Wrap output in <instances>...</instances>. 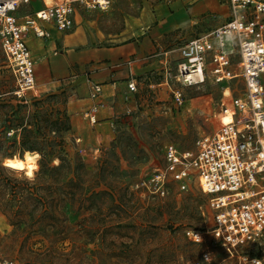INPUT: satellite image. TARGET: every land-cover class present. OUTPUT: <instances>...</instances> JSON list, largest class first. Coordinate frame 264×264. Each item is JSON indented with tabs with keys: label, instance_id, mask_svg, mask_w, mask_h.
Wrapping results in <instances>:
<instances>
[{
	"label": "rangeland",
	"instance_id": "obj_1",
	"mask_svg": "<svg viewBox=\"0 0 264 264\" xmlns=\"http://www.w3.org/2000/svg\"><path fill=\"white\" fill-rule=\"evenodd\" d=\"M180 2L113 0L107 10L78 8L73 30L86 46H111L137 37L149 14L168 11L167 5L171 11L177 10ZM204 30L206 27L184 29L178 42ZM136 80L137 103L129 111L127 102L118 104L108 129L110 135L106 136L112 137L109 140L97 142L91 136L87 143L78 142L69 130L50 132L63 138V154L69 159L80 158L90 172L96 171L102 161H110L112 173L107 180L110 184L99 188L106 191L93 204L81 212L68 207L64 236L14 230L4 211L33 207L32 202L20 201L16 195H28L33 190L29 182L36 179L42 156L39 153L38 169L32 178L5 167L3 161L21 153L22 124L46 131L55 120L64 121L62 114L67 111L72 92L65 85L64 94L60 89L40 88L37 95L23 99L12 93L0 96V257L15 258L23 264H202V255L209 250L214 261L239 264L240 257H230L210 232L200 243L186 236L187 228L210 230L214 223L209 205L212 195L203 192L195 178L188 190H181L178 182L168 177L169 191L164 196L135 186L144 180L148 183L153 173L165 168L168 144L180 150L194 149L200 137L218 130L221 121L214 113L221 109L222 86L211 76L192 84L173 78L166 83L164 73H149ZM4 85L14 89L13 73H8ZM232 86L234 96L243 93L240 79H234ZM176 89L181 92L182 104L176 100ZM94 126L89 130L103 131L99 125ZM12 129L14 133L9 134ZM35 135L26 133V138L33 141ZM82 146H86V153L80 152ZM96 147L100 149L95 157L90 150ZM52 163L57 164L58 159ZM239 255L261 258L264 264V241L244 247Z\"/></svg>",
	"mask_w": 264,
	"mask_h": 264
},
{
	"label": "built area",
	"instance_id": "obj_2",
	"mask_svg": "<svg viewBox=\"0 0 264 264\" xmlns=\"http://www.w3.org/2000/svg\"><path fill=\"white\" fill-rule=\"evenodd\" d=\"M31 1L0 0V40L16 79L13 95L18 99L37 95L28 32L50 36L45 22L58 31L71 32L78 8L107 10L113 0H43L44 6L33 14L18 16L20 7ZM177 55L170 64L167 62L163 81L169 83L173 78L192 84L211 76L223 88L221 109L214 117L220 121L223 114L232 111L233 118L221 123L213 134L200 137L194 149L180 150L168 144L165 168L153 173L148 183L144 180L135 186L164 196L169 191L168 177L177 181L181 190H188L195 178L202 191L212 195L209 205L214 211V223L210 230L187 228L186 236L200 243L210 232L230 257H240L239 264H263L261 258L239 253L250 244L264 241V0H229L228 20L181 44ZM234 79L244 84L241 95H233ZM127 86L123 97L126 102L138 92V82L130 80ZM173 92L182 104L180 90ZM102 93V84L92 83L89 97L96 101L84 111L91 125L98 122V113L107 104L100 99ZM13 133L14 129L9 132ZM99 149L90 151L96 157ZM79 150L87 152L85 147ZM210 254L209 250L203 253L202 264H221ZM0 264L23 263L0 257Z\"/></svg>",
	"mask_w": 264,
	"mask_h": 264
},
{
	"label": "crops",
	"instance_id": "obj_3",
	"mask_svg": "<svg viewBox=\"0 0 264 264\" xmlns=\"http://www.w3.org/2000/svg\"><path fill=\"white\" fill-rule=\"evenodd\" d=\"M180 4L174 11L167 5L168 11L149 14L137 37L111 46H86L84 39L74 30L64 33L49 22L43 23L50 30L48 37L36 36L33 30L28 32L27 42L35 59L36 94L40 88L63 90L65 85L72 92L67 103L71 118L69 134L86 143L91 136L97 142L112 138L106 136L110 135L108 129L113 117L124 102L128 82L149 73H165L167 62L170 64L178 58L175 52L184 43L178 42L184 29L206 27L198 36L222 25L229 18V0H181ZM43 6V0H32L23 4L17 15L22 18ZM8 73L13 71L7 64L0 40V96L13 94L16 88L15 85L14 89H8L4 85ZM92 83L102 84L100 99L107 103L94 124L99 125L102 132L97 128L90 131L89 127L94 125L84 117V111L96 101L89 97ZM138 92L131 95V100L125 104L128 111L137 103Z\"/></svg>",
	"mask_w": 264,
	"mask_h": 264
},
{
	"label": "trees",
	"instance_id": "obj_4",
	"mask_svg": "<svg viewBox=\"0 0 264 264\" xmlns=\"http://www.w3.org/2000/svg\"><path fill=\"white\" fill-rule=\"evenodd\" d=\"M62 93L64 94V91ZM62 115L64 121L55 120V127L51 123L46 131L21 125L23 135L20 140L19 156L23 155V151L37 150L42 160L36 179L29 182L32 188L34 187L33 190L28 195H16L20 201L32 202L33 207L3 210L14 230H34L46 237L51 234L64 236L68 228L66 223L68 207H74L77 212L83 211L106 191L99 188L104 184H110L107 181L112 175L110 166L108 168L110 161H102L96 171L90 172L80 158L72 160L63 154L65 150L63 138L53 137L50 133L71 129L69 114L64 111ZM26 133H36L37 139L30 141L26 138ZM53 159H58V163L53 164Z\"/></svg>",
	"mask_w": 264,
	"mask_h": 264
},
{
	"label": "bare ground",
	"instance_id": "obj_5",
	"mask_svg": "<svg viewBox=\"0 0 264 264\" xmlns=\"http://www.w3.org/2000/svg\"><path fill=\"white\" fill-rule=\"evenodd\" d=\"M232 118V111H228L226 114L222 115L220 121L221 123H227L231 121ZM39 157L40 154L38 152L27 150L22 156L14 155L6 157L3 161V165L11 170L24 173L29 178H32L35 176V172L38 169Z\"/></svg>",
	"mask_w": 264,
	"mask_h": 264
},
{
	"label": "snow or ice",
	"instance_id": "obj_6",
	"mask_svg": "<svg viewBox=\"0 0 264 264\" xmlns=\"http://www.w3.org/2000/svg\"><path fill=\"white\" fill-rule=\"evenodd\" d=\"M10 163V162H9ZM13 166H16V165H13Z\"/></svg>",
	"mask_w": 264,
	"mask_h": 264
}]
</instances>
